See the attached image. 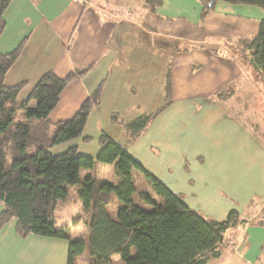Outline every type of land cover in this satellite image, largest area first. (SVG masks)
Returning <instances> with one entry per match:
<instances>
[{
	"label": "crops",
	"instance_id": "0c3cea01",
	"mask_svg": "<svg viewBox=\"0 0 264 264\" xmlns=\"http://www.w3.org/2000/svg\"><path fill=\"white\" fill-rule=\"evenodd\" d=\"M159 1L160 20L128 8L153 36L159 33L165 43L177 45L161 59L166 62L158 91L140 81L145 71L143 66L138 70L137 54L121 53L114 39L106 38V28L99 33L105 23L99 5L109 0H11L2 15L0 53H10L23 39L25 44L5 76V86L24 83L17 97L22 102L45 73L64 79L86 69L62 90L48 119L69 120L101 84L100 102L88 116L83 137L54 149L61 153L77 146L79 151L81 145L86 151L84 144L90 143L95 158L100 133L121 146L125 143L122 127L109 120L112 114L130 121L164 103L168 72L169 106L126 152L204 218L221 222L235 212L252 221L208 264H264V83L238 57L236 44L257 34L263 12L218 2L202 19L205 0ZM142 51L144 62L155 58L145 54V47ZM256 125L261 132L254 131ZM67 246L65 240L20 238L10 221L0 230V264H65Z\"/></svg>",
	"mask_w": 264,
	"mask_h": 264
},
{
	"label": "trees",
	"instance_id": "16d2710c",
	"mask_svg": "<svg viewBox=\"0 0 264 264\" xmlns=\"http://www.w3.org/2000/svg\"><path fill=\"white\" fill-rule=\"evenodd\" d=\"M10 2L0 0V35L5 26L2 15ZM218 2L263 12L257 34L238 39L236 44L242 62L264 83V0H205L201 18ZM141 6L160 20L156 12L161 6L159 0H141ZM24 44L25 39L10 53H0V230L14 221L15 233L20 238L31 235L65 240L68 264L84 253L90 264H112L114 256L119 257L120 264H208L219 259L222 251L237 240L240 230L252 221L235 212L221 222L204 218L126 152V147L169 106L168 72L164 103L153 113L130 121L117 114L109 117L112 124L124 130V145L100 133L95 158L81 155L77 146L52 154V148L83 137L88 116L100 102L101 84L69 120L50 122L48 115L56 108L62 90L73 79L82 78L87 70H77L64 79L47 72L27 98L18 102L24 83L6 87L4 79ZM260 128L256 125L254 131ZM95 163L112 167L115 184L100 178ZM74 186L79 188L78 196L90 213L86 242L71 240L68 226L55 227L58 202L67 197V188ZM134 197L149 210L136 205ZM111 206L115 207V218L107 212Z\"/></svg>",
	"mask_w": 264,
	"mask_h": 264
},
{
	"label": "rangeland",
	"instance_id": "374dc122",
	"mask_svg": "<svg viewBox=\"0 0 264 264\" xmlns=\"http://www.w3.org/2000/svg\"><path fill=\"white\" fill-rule=\"evenodd\" d=\"M100 9L99 12L102 10L105 13V23L103 29L98 30L99 33L104 31V28L107 29V37H111L114 39V45L119 50L121 49V53L124 55L130 54H137L139 59L137 60V64L139 66L138 70H142V66L144 67V73L139 75L140 81L144 80L147 84H152L155 87V91H158V87L162 86L163 81V73L165 69V62L162 63L161 59L168 58V54H173L172 52L177 48V45H169L165 43L160 37L159 33H156L154 36L152 35V30L149 27H144L142 25L143 19H139V15H136L134 11H138V13L144 11L141 6V0H137L136 2L129 3V0H122L120 3H113V0H109L108 4H101L99 5ZM173 8L174 4L170 3L169 5ZM122 8V9H121ZM128 8L134 10H128ZM175 8V7H174ZM93 16L96 17L95 10H92ZM145 15L147 12H144ZM92 15V14H91ZM150 17V16H149ZM152 16L150 17L149 21L155 22ZM94 38L91 40L93 41ZM138 40V44L134 43V40ZM152 40V42H151ZM145 47L147 51L145 54L150 55L154 54L155 58H151L152 61L144 62L142 48ZM159 56V57H158ZM238 57L241 59V55L239 54ZM160 91V90H159ZM35 106L34 103L31 104V108ZM156 110V109H155ZM155 110L152 111H143L148 112L147 114L153 113ZM19 117H23L22 113H19ZM262 131V128L259 129ZM75 141V140H73ZM71 141V142H73ZM66 144V143H65ZM59 145L57 147H62L63 145ZM90 144V143H89ZM89 144H84V146L88 145L86 151L82 149L83 146L80 145L79 152L81 155L82 152H85L87 157H91L92 154V146ZM57 147L51 149L52 154ZM67 149V148H66ZM65 149V150H66ZM60 154V153H59ZM99 165V166H98ZM95 171L100 173V178L106 181L115 184V178L113 176V170L111 166H103L100 164L95 163ZM85 172H80L81 179L84 178ZM79 188L77 187H68L67 188V197L58 202L57 208L54 213L55 218V227L61 228L63 226H68L70 231V239L71 240H83L87 241L88 232H87V220L89 217L88 212L85 211L82 201L78 196ZM134 203L139 205L144 210H149L147 206L141 205L137 197L133 198ZM1 209V205H0ZM108 214L110 217L115 218V207L111 206L108 208ZM76 220L74 222V218ZM68 247V246H67ZM112 264H120V260L118 256H114L112 258ZM41 264V262L39 263ZM67 262V253H66V262ZM73 264H90L88 260L87 254H83L81 256H77L74 259Z\"/></svg>",
	"mask_w": 264,
	"mask_h": 264
},
{
	"label": "built area",
	"instance_id": "2783aa9c",
	"mask_svg": "<svg viewBox=\"0 0 264 264\" xmlns=\"http://www.w3.org/2000/svg\"><path fill=\"white\" fill-rule=\"evenodd\" d=\"M137 0H129V3L131 4V3H133V2H136ZM236 250H237V248H236Z\"/></svg>",
	"mask_w": 264,
	"mask_h": 264
}]
</instances>
